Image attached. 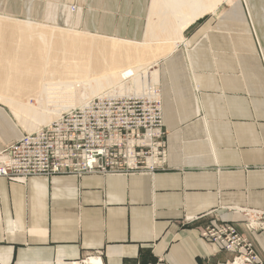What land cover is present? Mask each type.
Returning a JSON list of instances; mask_svg holds the SVG:
<instances>
[{
	"label": "crops",
	"instance_id": "crops-1",
	"mask_svg": "<svg viewBox=\"0 0 264 264\" xmlns=\"http://www.w3.org/2000/svg\"><path fill=\"white\" fill-rule=\"evenodd\" d=\"M150 1L0 0V10L138 41ZM251 15L255 35L240 2L218 27L182 32L206 126L196 118L182 47L165 56L159 89L164 127L173 132L164 170L0 177V264H71L89 255L103 264H221L233 255L199 235L221 221L245 234L264 263V227H245L248 219L264 223V9ZM21 137L0 104L1 141Z\"/></svg>",
	"mask_w": 264,
	"mask_h": 264
},
{
	"label": "bare ground",
	"instance_id": "bare-ground-1",
	"mask_svg": "<svg viewBox=\"0 0 264 264\" xmlns=\"http://www.w3.org/2000/svg\"><path fill=\"white\" fill-rule=\"evenodd\" d=\"M222 1L151 0L141 41L95 35L70 26L60 28L48 22L36 23L30 17H26L28 20H20L9 13L0 15V98L15 113L25 115L27 119L22 124L28 127L27 130L33 131L45 124L43 127L48 126L57 121L61 113L71 110L73 103H76L73 102L76 88L82 92L83 100L91 98L77 107L83 108L98 98L92 99V96L129 75H135L143 68L150 67L151 76L157 82L159 70L152 69L154 60L167 55L181 40L182 32L190 24L212 11ZM244 1L255 28L251 12L256 19L257 12L264 9V0L258 3L255 0ZM74 8L70 7L69 10L73 12ZM65 21L70 22L67 11ZM1 49L6 52L3 53ZM54 61L64 66L68 76L59 77L51 72L50 67ZM9 62L23 72L8 75L5 68L8 66L5 65ZM133 79L135 83L137 78ZM134 89L137 94L143 92L142 87L134 85ZM122 90H125L123 83L118 88V91ZM145 93L149 94L144 95L147 99L158 96L154 90ZM198 110L196 105V112ZM98 263L103 264L101 261Z\"/></svg>",
	"mask_w": 264,
	"mask_h": 264
},
{
	"label": "built area",
	"instance_id": "built-area-1",
	"mask_svg": "<svg viewBox=\"0 0 264 264\" xmlns=\"http://www.w3.org/2000/svg\"><path fill=\"white\" fill-rule=\"evenodd\" d=\"M164 145L157 99L98 97L83 108L62 113L48 126L4 144L0 177L25 180L55 174L151 173L164 167ZM245 227L251 231L263 228L264 223L248 219ZM199 235L233 255L221 264H264L252 241L230 222L202 226ZM98 261L100 256L89 255L73 263L100 264Z\"/></svg>",
	"mask_w": 264,
	"mask_h": 264
},
{
	"label": "rangeland",
	"instance_id": "rangeland-1",
	"mask_svg": "<svg viewBox=\"0 0 264 264\" xmlns=\"http://www.w3.org/2000/svg\"><path fill=\"white\" fill-rule=\"evenodd\" d=\"M230 2H231V4H230ZM235 2H240V4L243 6L245 15L247 17V21H248V23L250 25V28H251L250 31L255 35V31H254L255 28L253 27V24L250 21L251 18L249 16L248 9H247V7L245 5L246 3H245L244 0H223L216 8H214L212 11H210V12L206 13L205 15H203L200 19L195 21L188 28L189 29L190 28L191 29H197V28H202L203 27L205 29H211L213 27H215V28L218 27L220 19L223 16V14L228 12L230 10V7H232V5ZM71 7H72V9L75 7L74 9H76V6L73 7V5H72ZM6 13H9L14 18H17V19H20V20H28L26 18L28 15H26L24 12L15 13V12H9V11H4V10L1 11L0 10V15H6ZM31 20L36 22V23H46L47 22V21L42 20V19H31ZM48 23L49 24H55V25L59 26L60 28H68V27H64L66 25H64L63 23H60V22H51V21H49ZM203 37L204 38L200 37L199 41L201 39L207 38L206 35H203ZM141 39H142V37L140 39H138V41H141ZM178 44L182 47L181 51H182V53L184 55V58L186 59V67L188 69V73H189V77H190V83H191V88H192V92H193V103H194L195 106L197 105V107H199L201 109V107H203L202 106V99H201L202 91H201L200 86L198 85V83H197V81L195 79L194 71L191 69V65H189V63H188V61H189L188 52H189V49L192 48V46H189V45L185 44L183 42V39H182V41L178 42L177 45ZM1 51L3 53L6 52V50H3V49H1ZM259 52L261 54V57L264 59V49L259 48ZM137 53H138V51H136V55H137ZM211 54L213 56V51H211ZM165 56L162 57V58H159L158 60L155 59L153 65H152V69H157L158 68L159 75H160V69H161L162 63H163L164 59L167 57V56L166 57ZM213 59H215L214 56H213ZM5 66H8V67H5L6 70L8 71V75H10L11 73H14V72L16 73L17 71H18V74H21L23 72L22 69H19L18 67L13 66V63L9 62ZM50 70H51L52 73H55L59 77H66L69 74L68 71H66V69L64 68V66L62 64H57L56 61L53 62V65L50 67ZM151 75H152V72H151V68L150 67L143 68V69L139 70V72L135 73V75H129V76L125 77L123 80H121V82H117V83H114V84L110 85L104 91L98 93L95 96H92V99H93V97H100V96L101 97H117V98H120V97H139L140 99L150 100V101L157 99L158 103H159L160 113H161V120H162L163 127H164L163 112H162V100H161V96H160L161 92H160V89H159V76H158V81L155 82ZM134 77L137 78V81L135 83H134V79H133ZM122 83L125 84V90H122L120 92V91H118V88H119V86ZM134 85L135 86H139L140 88L142 87L143 92H140V94L135 93ZM75 90H77V91L74 92L75 96H73V102H76L77 104L73 103L74 105H73L72 109L80 107L86 101L91 99L90 98L88 100H83L81 98L82 92L79 91L78 88H76ZM151 90L152 91L154 90L155 91V95L157 94L158 96L154 97L153 99L145 98L144 97L145 94L149 95L148 93H145V92H149L150 91V93H151L152 92ZM116 91H118V92H116ZM84 93L86 94L88 92L84 91ZM105 94H107V95H105ZM86 95H88V94H86ZM32 102H34V101H32ZM3 103L4 102L0 98V104L4 105L6 107V110L12 115V118L18 123V125H20V127L22 129V135L25 134V133H32V132L38 130L39 128L47 125V124H45L43 126H39L38 128H36V130H33V131L30 130L29 131V130H27L28 127H25V125L22 124V122H24L23 120H26L27 117L25 115H22V114H19L20 115L19 116L17 113L14 112L13 108H11L8 104H6V103L3 104ZM195 106H194V108H195ZM200 109L196 113V118H198L200 121H202V123H204V125L206 126L208 120L205 117L204 109L203 108L201 110ZM19 117H20V119H19ZM54 120L55 119L50 120L48 123H50L51 121H54ZM182 127L183 126H181V125L178 127V130H179L178 134L180 135V138H182V132H181ZM164 130H165V145H164V147H165V164H164L163 169H161V170H164L166 168V166H167V156L168 155H167V148H166L167 147V139L166 138L173 132V131H170L169 129H167L166 127H164ZM208 134H209V132L206 131V133H205L206 141L207 140L209 141V135ZM183 143H184V140L182 138V144ZM0 144L4 145L6 143L1 141V139H0ZM216 168H218V167H216ZM22 181L25 182L26 179L22 180Z\"/></svg>",
	"mask_w": 264,
	"mask_h": 264
}]
</instances>
